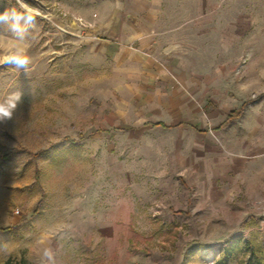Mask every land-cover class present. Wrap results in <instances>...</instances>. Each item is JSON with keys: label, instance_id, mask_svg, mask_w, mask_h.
I'll use <instances>...</instances> for the list:
<instances>
[{"label": "rangeland", "instance_id": "rangeland-1", "mask_svg": "<svg viewBox=\"0 0 264 264\" xmlns=\"http://www.w3.org/2000/svg\"><path fill=\"white\" fill-rule=\"evenodd\" d=\"M116 2L0 0V13L35 16L23 40L0 24V106L11 111L0 117V264L264 262V194L225 200L183 174L177 130L140 124L169 109L97 50ZM176 3L199 18L183 55L224 101L198 102L201 131L264 119V0ZM18 48L25 68L9 62Z\"/></svg>", "mask_w": 264, "mask_h": 264}, {"label": "crops", "instance_id": "crops-1", "mask_svg": "<svg viewBox=\"0 0 264 264\" xmlns=\"http://www.w3.org/2000/svg\"><path fill=\"white\" fill-rule=\"evenodd\" d=\"M179 4L176 0H117L112 10L118 16L113 13L100 24L108 39H101L96 48L113 69L127 75L130 88L152 89L154 109L157 105L158 110L169 109L159 115L149 113L152 121L145 114L140 124L177 130L184 152L190 154L182 158L183 174L189 172L196 185L217 191L225 200L232 194L242 201L260 197L264 194V119L246 112L243 126L234 120L220 130L201 131L207 124L198 112V102L213 99L223 105L224 101L216 98L211 79L199 78L190 58L183 55L180 38L193 30L189 25L197 24L199 18L183 17ZM232 110L223 116L224 121Z\"/></svg>", "mask_w": 264, "mask_h": 264}, {"label": "clouds", "instance_id": "clouds-1", "mask_svg": "<svg viewBox=\"0 0 264 264\" xmlns=\"http://www.w3.org/2000/svg\"><path fill=\"white\" fill-rule=\"evenodd\" d=\"M23 6V5H22ZM0 24H9L10 30L14 32L21 40H23L24 35L27 33L28 28L35 24V16L30 14V12L25 8V12H17L15 9L5 10L0 13ZM25 48H18L17 54L10 58V63L15 64L17 67L25 68L29 63V58L25 54ZM15 102L10 104V108L14 109L16 103L20 100V94L16 93ZM0 117L11 118V111L0 106ZM48 260H51V254L45 253Z\"/></svg>", "mask_w": 264, "mask_h": 264}, {"label": "trees", "instance_id": "trees-1", "mask_svg": "<svg viewBox=\"0 0 264 264\" xmlns=\"http://www.w3.org/2000/svg\"><path fill=\"white\" fill-rule=\"evenodd\" d=\"M241 114V110H238V111H233L231 112V114L229 115V118H233V117H238L239 115ZM249 249H251V254L252 256L255 258L256 256H254L255 254V251L253 248H251V246L249 247ZM224 252L227 254L228 253V248H226L224 250ZM255 264H264V262H261L258 258H255Z\"/></svg>", "mask_w": 264, "mask_h": 264}, {"label": "built area", "instance_id": "built-area-1", "mask_svg": "<svg viewBox=\"0 0 264 264\" xmlns=\"http://www.w3.org/2000/svg\"><path fill=\"white\" fill-rule=\"evenodd\" d=\"M261 201H263V200H260L259 202H261ZM261 214L264 216V211H263V212H261Z\"/></svg>", "mask_w": 264, "mask_h": 264}]
</instances>
